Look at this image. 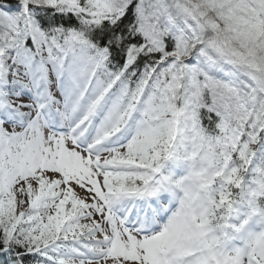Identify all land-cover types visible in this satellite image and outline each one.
Listing matches in <instances>:
<instances>
[{"label":"snow or ice","instance_id":"6c2138e0","mask_svg":"<svg viewBox=\"0 0 264 264\" xmlns=\"http://www.w3.org/2000/svg\"><path fill=\"white\" fill-rule=\"evenodd\" d=\"M0 264H264V0H0Z\"/></svg>","mask_w":264,"mask_h":264}]
</instances>
